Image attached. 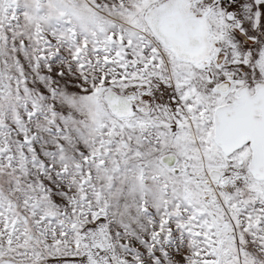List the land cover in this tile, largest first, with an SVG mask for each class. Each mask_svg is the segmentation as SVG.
<instances>
[{"label": "snow or ice", "instance_id": "6c2138e0", "mask_svg": "<svg viewBox=\"0 0 264 264\" xmlns=\"http://www.w3.org/2000/svg\"><path fill=\"white\" fill-rule=\"evenodd\" d=\"M0 264H264V0H0Z\"/></svg>", "mask_w": 264, "mask_h": 264}]
</instances>
